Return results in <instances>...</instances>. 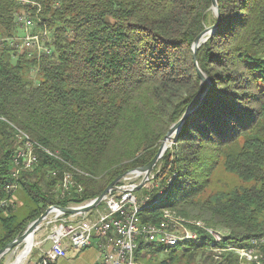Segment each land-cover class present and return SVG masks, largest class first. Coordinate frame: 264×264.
Returning a JSON list of instances; mask_svg holds the SVG:
<instances>
[{"label": "trees", "instance_id": "16d2710c", "mask_svg": "<svg viewBox=\"0 0 264 264\" xmlns=\"http://www.w3.org/2000/svg\"><path fill=\"white\" fill-rule=\"evenodd\" d=\"M28 1L41 8L38 25L49 31L51 53H0V118L62 160L40 153L15 180L19 145L0 120V205L7 201L0 249L49 206L94 199L151 161L206 88L191 45L218 22L196 52L208 97L154 166L157 187L138 214L141 224H156L169 212L199 237L173 247L139 242L135 256L144 264H238L233 249L253 248L264 257V0H216L219 20L212 0ZM21 10L34 17L31 4L0 0L1 32L18 31L14 13ZM69 166L87 174L74 177L82 193L59 200L53 190ZM220 170L238 184L213 190ZM197 223L222 233L221 240ZM196 256L204 260L194 262Z\"/></svg>", "mask_w": 264, "mask_h": 264}, {"label": "built area", "instance_id": "2783aa9c", "mask_svg": "<svg viewBox=\"0 0 264 264\" xmlns=\"http://www.w3.org/2000/svg\"><path fill=\"white\" fill-rule=\"evenodd\" d=\"M19 1L23 5L31 4L35 7L34 17H30L24 10L14 13V24L18 31L15 34L0 31V53L10 49L12 58L23 55L27 59H39L50 55L49 31L46 27L41 28L38 25L40 6L28 0ZM15 142L19 145L20 159H12V162H17V169H12L11 176L16 180L20 172L35 167L39 159L36 152H31L30 136L20 135V138H15ZM16 186L13 183L8 189L14 190ZM155 187L157 184L154 181L153 169L148 175L137 170L130 171L108 191L98 206L86 213L62 214L57 210H51L46 218L50 228L43 239V245L46 247L39 251L35 261L30 259L24 264H55L65 258L68 252L72 256L79 254L91 246L93 241L97 242L98 247L95 264H136L138 260L135 252L141 239H157V245L169 246V239L193 234L186 227L171 224L166 219H163L165 231H157L138 224L135 210L140 203L150 200L148 193ZM62 192H70V196H79L82 190L64 180V184L56 183L53 190L54 196L59 200ZM91 201L92 199L80 203L70 202L64 207L79 208ZM6 204L7 201H3L0 206ZM212 237L219 242L222 235L212 233ZM250 253H254L253 248L239 249V252H235L238 264H251V261H248Z\"/></svg>", "mask_w": 264, "mask_h": 264}, {"label": "water", "instance_id": "95a60500", "mask_svg": "<svg viewBox=\"0 0 264 264\" xmlns=\"http://www.w3.org/2000/svg\"><path fill=\"white\" fill-rule=\"evenodd\" d=\"M211 10L214 13V15L217 17V19L219 20V10H218V6H217V1L216 0H212ZM217 25H218V22H216L215 24H213V25H211L209 27H206L194 39V41H193V43L191 45L192 59H193V64H194V66L196 68L197 76L200 79V81L206 87L205 90L203 91V93L200 96L199 102L194 107V109L185 112V114L179 119V121H177V123H175L174 125H172L170 127V129L167 131L164 139L160 143V145L158 147V150H157L156 154L154 155V157L146 165L135 169L138 172L144 173L145 175H148L152 171V169L156 165L157 161L163 156L165 150L167 149V146L165 144H167V142L170 140V138L173 135V133L177 132L178 129H180V127H181L182 123L184 122V120L186 119V117L191 112H193L194 110L198 109L204 103V101L207 99L211 84L209 82V79L206 77V75L200 70V68L197 65L196 52H197V49L200 47V45L203 44L208 39V37L215 31ZM125 173H123L122 175H119L118 177H116L104 189V191L98 197L92 199V201L88 205H85V206H82V207H79V208L62 207V206H59V205H52L51 207H48L37 219H35L34 221H32L31 223H29L27 225V227L25 228L24 232L21 235L17 236L11 242H9L5 247L0 249V259L5 254H7L9 251L17 248L27 237L33 236L34 233L38 230L39 226L46 220V218H47V216H48V214H49V212L51 210H57V211L61 212L62 214H83V213H86V212L90 211L91 209L95 208L96 206H98L101 203V201L103 200V198L105 197V195L108 193V191L115 187V184L122 178V176Z\"/></svg>", "mask_w": 264, "mask_h": 264}, {"label": "bare ground", "instance_id": "6f19581e", "mask_svg": "<svg viewBox=\"0 0 264 264\" xmlns=\"http://www.w3.org/2000/svg\"><path fill=\"white\" fill-rule=\"evenodd\" d=\"M0 120L6 122L7 124H9L11 126V128L14 131V133H13L14 140H15V138H20V135L28 136L21 129H19L15 125L9 123L5 118L1 117ZM30 141L32 143L31 152H36L37 159H38V155L40 153H42V154H47L49 156H52L55 159H59V161L62 160V159L58 158V156L56 154H53L49 150L43 148L41 145H39L36 142H34L31 138H30ZM17 146H18V143H17ZM12 159H20L19 147L16 148ZM12 169H17V162H12ZM131 171H136V170L134 169V170H131ZM128 173H130V171L125 173V174H128ZM76 175L87 176V174H85V173L73 168L72 166H69L68 171H65L63 173L62 178L60 177L61 179H60L59 183H57V184H64V180H65L68 184H73V185L76 186L75 178H74ZM124 175L122 176V178L120 180L123 179ZM69 195H70V192H62L61 193V200L65 199ZM140 209H141V207H140V204H139L137 206V210H135V219H136V221L138 222V224L140 226H147L149 228H154L157 231H165V222L163 221V219H166L171 224H175L177 226L186 227L187 230H190L191 233H193V234H187V236H182V237H179V238L169 239V246H166V247H173V246H176L177 244H180V243L185 242V241H193V240L195 241L199 237L198 236L199 233H196L195 231L189 229L186 226L185 221L183 219H181L179 217H176L175 215H173V214H171L169 212H164L162 217H161V220L159 222H157L156 224H141L140 221H139V218H138V214L140 212ZM197 227H202V224L197 223ZM206 231L209 234H211V235H212V233H214L213 231H210V230H207V229H206ZM214 240H215V238H214ZM141 242H144V243H147V244H154V243L156 244L157 243V239L143 238V239H141ZM21 244H24L23 250L19 253V255L16 257V259L13 262L9 263V264H23L24 263V261L27 258L28 251L33 246L32 236L27 237ZM233 251L234 252H239V249H233ZM263 260H264V257L261 256L260 254H257L255 252V250H254V253L248 254V261H251V264H261V262ZM136 264H144V263H142L140 261H136Z\"/></svg>", "mask_w": 264, "mask_h": 264}, {"label": "rangeland", "instance_id": "374dc122", "mask_svg": "<svg viewBox=\"0 0 264 264\" xmlns=\"http://www.w3.org/2000/svg\"><path fill=\"white\" fill-rule=\"evenodd\" d=\"M36 76H34V77H36ZM40 77H41L40 75L37 76V81L40 80ZM176 133L177 132H174L173 135L171 136L170 140L167 142V144H166L167 148H170L171 144L174 143V138H175V134ZM223 184H225L226 186H230L231 187L233 185L238 184V180L234 176H232V175H230L228 173H225V172L220 170V171L215 173V175L213 177V182H212L211 188L214 190L216 188L222 187ZM15 198H16V204L14 205L13 209H16L20 205V202L17 199V197H15ZM46 221H47V219L39 226L38 230L32 236L33 246L28 251L27 258L24 261V263H26V261H28L30 259L32 261H35L39 251L42 250V249H45L46 245H43L44 244L43 239L47 236V232H48V230L50 228V227H48ZM200 224H202L204 229H208L210 231L212 230L210 228H206L203 223H200ZM195 225L197 226V224H195ZM204 229H201V230H204ZM217 233H219V232H217ZM220 234L222 235V233H219V235ZM23 248H24V244H20L17 248H15V249L9 251L7 254H5L0 259V262H2V264H9V263L13 262L16 259V257L19 255V253L23 250ZM86 251L90 252L92 250L88 249ZM86 251L81 253L76 258H71V257L67 256L68 257L67 259L64 258L63 260H59L58 264H92L93 260L91 261V258L89 256L85 255L87 253ZM214 252L215 253H220V252H218L216 250H214ZM163 258H164V256L161 255V256L157 257V260H161ZM202 260H204V257L196 256L194 258V262H201ZM194 262H192V263H194ZM180 264H183V263H180Z\"/></svg>", "mask_w": 264, "mask_h": 264}, {"label": "crops", "instance_id": "0c3cea01", "mask_svg": "<svg viewBox=\"0 0 264 264\" xmlns=\"http://www.w3.org/2000/svg\"><path fill=\"white\" fill-rule=\"evenodd\" d=\"M94 248V249H93ZM88 249H90V250H92V251H90V252H88V251H86V250H88ZM94 250V251H93ZM87 252L85 255L86 256H89L90 258H91V261H92V264H95V261H96V258H97V255H98V247H97V242L96 241H93V243H92V245L91 246H89L88 248H86V249H84V250H82L79 254H77V255H75V256H72L71 255V253L70 252H68L67 253V256L68 257H71V258H76V257H78L81 253H83V252ZM65 257L66 259L68 258V257ZM64 259V258H63ZM63 259H61V260H63ZM59 262V261H58ZM58 262L57 263H55V264H58Z\"/></svg>", "mask_w": 264, "mask_h": 264}, {"label": "snow or ice", "instance_id": "6c2138e0", "mask_svg": "<svg viewBox=\"0 0 264 264\" xmlns=\"http://www.w3.org/2000/svg\"><path fill=\"white\" fill-rule=\"evenodd\" d=\"M225 24H226V22H225Z\"/></svg>", "mask_w": 264, "mask_h": 264}]
</instances>
